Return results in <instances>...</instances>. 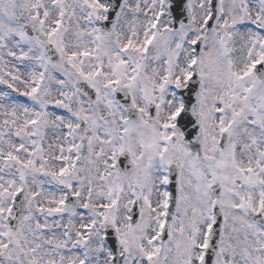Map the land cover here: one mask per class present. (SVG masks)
<instances>
[{
    "label": "rangeland",
    "instance_id": "1",
    "mask_svg": "<svg viewBox=\"0 0 264 264\" xmlns=\"http://www.w3.org/2000/svg\"><path fill=\"white\" fill-rule=\"evenodd\" d=\"M162 1L166 12V0ZM205 1H190L191 26L176 36L169 31L166 14L157 44L142 58V44L158 0H126L120 19L110 28V38L96 21L104 19L96 0H0V82L22 95L0 86V264H111L103 241L106 226L116 233L124 264H194L203 229L212 221L207 191L211 177L225 187L219 202L224 214L222 255L229 250L235 264H264V226H248L241 211L261 206L264 217V112L247 117L239 128L228 124L234 131L229 132L220 155L216 153L218 130L210 135L215 126L205 123L208 132L202 135L198 150L179 144L178 132L168 131L169 114L178 105L173 89L183 87L192 40L203 42L197 72L204 80L212 64L213 45L208 41L218 38L220 30L233 34L231 40L220 39L222 57L220 63L216 61L229 77L231 68L243 74L237 70L245 67L243 51L257 52L260 36L253 26L255 19L264 23V0H227V6L223 0L221 10L226 8L228 14L218 18L208 37L201 22ZM54 3L64 16L62 32L57 35L49 32L55 22ZM34 11L47 21L41 24ZM26 27L30 29L27 34ZM47 44L59 46L58 61L47 59L43 51ZM126 47L128 54L121 52ZM108 51L104 63L103 54ZM39 76H45L47 86L37 98L27 97ZM166 77L169 80L164 82ZM78 84L88 90L86 99ZM231 84L235 87L237 83ZM118 88L126 89L132 107L142 111L138 113L140 124L124 118L112 96ZM218 90L223 92V88ZM218 101L224 99L214 94L207 97L211 106ZM263 102L253 98L255 105ZM147 103L156 107L152 124L144 120ZM228 104L222 116L227 118L217 125L219 130H226L223 124L235 118L233 105ZM203 112L207 119V106ZM169 134L174 136L172 142L166 140ZM124 152L133 163L126 177L116 166V158ZM170 162H175L178 171L180 205L161 252L153 233L164 195L160 185ZM21 187L24 204L14 221L11 193ZM64 188L76 197L74 205L63 207ZM134 201L140 218L131 226L127 213ZM234 213H239L237 219ZM12 223L16 224L13 230ZM250 228L254 232H248ZM222 262L219 259L218 264Z\"/></svg>",
    "mask_w": 264,
    "mask_h": 264
},
{
    "label": "water",
    "instance_id": "2",
    "mask_svg": "<svg viewBox=\"0 0 264 264\" xmlns=\"http://www.w3.org/2000/svg\"><path fill=\"white\" fill-rule=\"evenodd\" d=\"M180 3H181V6H184L185 0H183ZM105 239H106L107 243H109L110 241L113 242V244L111 243L110 245H111L112 252H113V255H114V259H113L114 264H121L122 258L120 259V262H116L117 259H118L117 258L118 246L116 245V241H115L114 237L112 236V234L109 233V234L106 235V238Z\"/></svg>",
    "mask_w": 264,
    "mask_h": 264
}]
</instances>
